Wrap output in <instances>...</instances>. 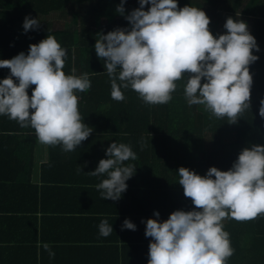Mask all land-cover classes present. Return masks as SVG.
Returning <instances> with one entry per match:
<instances>
[{
	"label": "clouds",
	"instance_id": "1",
	"mask_svg": "<svg viewBox=\"0 0 264 264\" xmlns=\"http://www.w3.org/2000/svg\"><path fill=\"white\" fill-rule=\"evenodd\" d=\"M138 3L124 17L130 27L115 28L95 40V53L104 59L110 78L111 97L122 100V89L131 87L144 102L165 104L176 81L183 80L189 105H203L212 115L236 122L250 107L248 66L258 59L253 50L259 51L246 22L229 16L223 25L226 31L213 35L208 28L210 18L201 8L189 4L178 8V0ZM115 10L124 14V0ZM39 22L25 16L23 30H35ZM66 56V48L47 35L30 44L27 54L21 51L0 59V68L10 70L0 79V115L21 127H32L41 143L72 151L93 131L83 123L76 95L89 89L91 82L87 73L65 74ZM30 85H35L31 96L27 92ZM258 111L264 118V99ZM104 152L106 158L87 173L106 174L96 188L101 198L115 201L135 172L133 165L124 162L134 160L136 153L129 144L115 140ZM177 173L184 195L196 207L174 210L162 221L154 211L156 219L142 220L145 236L152 238L147 264H227L234 249L223 220L251 219L264 212V145L244 147L227 170L210 166L200 175L180 166ZM121 228L135 230L136 224L125 218ZM98 229L101 236L113 232L107 219L100 221Z\"/></svg>",
	"mask_w": 264,
	"mask_h": 264
},
{
	"label": "trees",
	"instance_id": "2",
	"mask_svg": "<svg viewBox=\"0 0 264 264\" xmlns=\"http://www.w3.org/2000/svg\"><path fill=\"white\" fill-rule=\"evenodd\" d=\"M119 3L120 0H0V59H9L21 51L27 54L30 44L38 43L47 35L54 36L67 50L63 66L65 74L87 73L91 82L89 89L76 92L78 110L81 118L86 119L83 123L108 117L107 109L112 113V109L121 106L129 123L103 129L120 132V138L115 141L129 144L135 148L133 150L140 151L157 144L163 149L159 156L138 154L124 164L137 166L138 163L141 167L156 164L158 177L166 182L165 190L180 193L185 200L174 199L177 204H172L170 209L177 210L176 207L184 204L193 209L196 206L184 195L183 187L178 183L180 166L200 175H204L210 166L227 170L244 147L264 145V118L258 111L260 101L264 99V0L260 3L258 0H178L177 3L178 8L188 4L201 8L210 18L208 28L213 35L226 31L223 25L230 16L246 22L255 37L259 51L253 50L258 59L248 66L252 74L250 107L234 123H229L226 117L212 115L203 105H189L184 96L183 80L176 81L177 87L165 104L146 103L131 87L122 89L121 103L111 97V82L104 69V59L97 57L94 44L100 34L118 27H130L124 17L139 7L138 0H124L123 15L115 10ZM144 8L147 10L148 5ZM25 16L40 21L35 30H23ZM9 74L7 67L0 68V79ZM34 87L30 85L27 89L29 96ZM102 107L105 114L95 112ZM94 129L102 131L101 128ZM89 139L88 136L77 145L76 150L94 152L95 146ZM40 144L32 127H21L16 120L0 115V243L7 244L0 245V262L14 256L16 245H10L13 238L10 240L7 236L17 229L15 218L22 205L19 204L22 198L19 194L16 196L15 188L17 181L30 177L27 171L31 167L29 154ZM50 150H57V145H50ZM84 156L96 160L102 157ZM49 164L52 161H47L44 166ZM55 171L53 168L52 174ZM140 177L133 176V179ZM223 228L229 233L234 249L228 257L232 258V264H264V212L251 219L226 217Z\"/></svg>",
	"mask_w": 264,
	"mask_h": 264
},
{
	"label": "crops",
	"instance_id": "3",
	"mask_svg": "<svg viewBox=\"0 0 264 264\" xmlns=\"http://www.w3.org/2000/svg\"><path fill=\"white\" fill-rule=\"evenodd\" d=\"M117 103L121 101L117 100ZM102 109L95 112L103 115ZM112 110L111 113L107 109L108 117L85 122L93 125L89 141L95 146L94 152L65 151L60 145L51 151L50 145L41 143L29 154L31 167L27 171L30 177L17 181L15 188L16 196L22 198L19 201L22 205L18 204L20 212L15 218L17 229L7 236L10 240L13 238L9 243L16 245L15 253L0 264H147L152 238L145 236L142 220L156 219L154 211L159 212V220L167 219L174 211L170 206L177 204L174 199L185 200L180 193L165 190L166 182L158 177L156 164L141 167L138 163L133 165L135 172L126 181L127 189L119 199L101 198L96 185L106 178V174L93 176L87 173L95 169L99 160L84 155L106 158L104 149L120 138V132L103 128L129 123L128 115L121 106ZM94 127L102 131H96ZM131 149L136 155L149 156H159L163 151L158 144L140 151ZM47 161H52L53 165L45 167ZM53 168L55 174H52ZM139 175L140 179H133ZM176 208L191 210L186 204ZM125 218L136 224L135 230H122ZM102 219L112 224L113 232L108 236L99 235L98 225ZM231 261L232 258H227V264H232Z\"/></svg>",
	"mask_w": 264,
	"mask_h": 264
},
{
	"label": "rangeland",
	"instance_id": "4",
	"mask_svg": "<svg viewBox=\"0 0 264 264\" xmlns=\"http://www.w3.org/2000/svg\"><path fill=\"white\" fill-rule=\"evenodd\" d=\"M132 0H129V2H131Z\"/></svg>",
	"mask_w": 264,
	"mask_h": 264
}]
</instances>
